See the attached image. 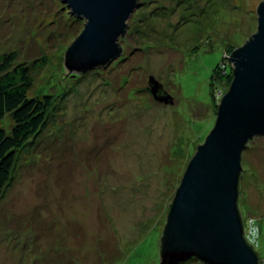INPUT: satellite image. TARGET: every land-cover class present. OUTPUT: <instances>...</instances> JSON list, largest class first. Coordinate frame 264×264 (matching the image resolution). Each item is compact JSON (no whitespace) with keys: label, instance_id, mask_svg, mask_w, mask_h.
<instances>
[{"label":"rangeland","instance_id":"obj_1","mask_svg":"<svg viewBox=\"0 0 264 264\" xmlns=\"http://www.w3.org/2000/svg\"><path fill=\"white\" fill-rule=\"evenodd\" d=\"M260 1L137 0L120 53L80 73L62 61L82 18L60 0H0V53L28 67L26 95L61 96L0 196V264H159L166 208L229 85L215 70ZM239 164L237 206L263 256L264 136Z\"/></svg>","mask_w":264,"mask_h":264},{"label":"water","instance_id":"obj_2","mask_svg":"<svg viewBox=\"0 0 264 264\" xmlns=\"http://www.w3.org/2000/svg\"><path fill=\"white\" fill-rule=\"evenodd\" d=\"M84 20L64 52L67 71L103 66L121 49L117 37L137 0H60ZM254 32L228 55L232 68L227 91L220 96L212 126L185 166L168 204L160 241L167 264L194 256L206 264H257L256 249L242 236L236 205L240 155L246 141L264 136V0L256 8ZM153 99L166 103L148 78Z\"/></svg>","mask_w":264,"mask_h":264},{"label":"trees","instance_id":"obj_3","mask_svg":"<svg viewBox=\"0 0 264 264\" xmlns=\"http://www.w3.org/2000/svg\"><path fill=\"white\" fill-rule=\"evenodd\" d=\"M218 70L220 72V81L228 82L231 78L232 68L229 66L227 71L223 65L222 67L218 66L215 71L218 73ZM30 84L31 78L28 67L24 63L15 61V53L13 51L0 53V196L9 185L18 153L38 134L61 100L60 95H51L48 93L40 96H27L26 92ZM251 139L246 141L245 147ZM238 181L239 175L236 185V205L239 192ZM167 209L168 206L165 211V218ZM258 232L259 229L257 226V236ZM256 245L257 238L256 244L253 247H256ZM158 257L159 264H167L160 239L158 242ZM258 258H264V255L260 256L256 251L257 263ZM194 262L206 264L194 256L181 258V264Z\"/></svg>","mask_w":264,"mask_h":264},{"label":"built area","instance_id":"obj_4","mask_svg":"<svg viewBox=\"0 0 264 264\" xmlns=\"http://www.w3.org/2000/svg\"><path fill=\"white\" fill-rule=\"evenodd\" d=\"M223 64H220V67H222ZM247 221V226H245V230L244 227L242 226V230H243V236L244 239L246 240V242H248L249 244H251L252 246H255L256 244V238H257V226L255 221L251 220L250 218L247 217L246 219ZM243 225V222H242ZM264 264V258H258V263L257 264Z\"/></svg>","mask_w":264,"mask_h":264}]
</instances>
